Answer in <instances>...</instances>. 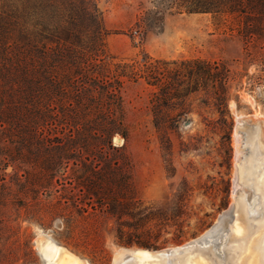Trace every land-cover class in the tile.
<instances>
[{"label":"rangeland","instance_id":"obj_1","mask_svg":"<svg viewBox=\"0 0 264 264\" xmlns=\"http://www.w3.org/2000/svg\"><path fill=\"white\" fill-rule=\"evenodd\" d=\"M93 2L113 63L142 68L145 56L149 63L221 64L229 71L225 101L218 106L210 91L191 94L178 124L158 132L150 113L155 89L124 81L128 139L113 136L108 158L123 164L131 183L119 215L69 185L71 165L47 177L16 130L10 143L0 139V264H136L142 257L184 264L195 254L207 255L208 264L241 257L249 264L256 256L264 264V29L244 38L242 19L174 13L155 32L138 27L148 0ZM80 207L89 214L86 233ZM206 233L213 241L195 242ZM119 236L132 245H119ZM256 237L250 255L240 250Z\"/></svg>","mask_w":264,"mask_h":264},{"label":"trees","instance_id":"obj_2","mask_svg":"<svg viewBox=\"0 0 264 264\" xmlns=\"http://www.w3.org/2000/svg\"><path fill=\"white\" fill-rule=\"evenodd\" d=\"M148 2L152 7L138 27L149 31L159 32L165 14L174 13L242 19L244 38L264 29V0ZM106 36L93 0H0V139L10 143L16 130L23 147L40 155L39 169L47 177L71 165L69 185L108 214L119 215L130 200L131 183L123 164L108 158L115 150L113 136L128 139L124 81L142 79L155 89L150 113L160 132L173 129L187 113L191 94L210 91L216 104H223L229 71L196 59L149 63L142 56V68L135 62L113 63ZM78 212L86 233L89 214L81 207ZM118 244L132 242L119 236Z\"/></svg>","mask_w":264,"mask_h":264},{"label":"bare ground","instance_id":"obj_3","mask_svg":"<svg viewBox=\"0 0 264 264\" xmlns=\"http://www.w3.org/2000/svg\"><path fill=\"white\" fill-rule=\"evenodd\" d=\"M263 123H264V120L262 119L261 120ZM239 123H240V121H239ZM252 138V137H251ZM235 140H236V143L239 141L238 140V135H237V132H235ZM237 156L239 155V153H238V151H237ZM238 158V157H237ZM250 168V166L248 167L247 166V169H249ZM236 186L238 187V185H237V183H236ZM259 186H260V188H261V190H262V192H263V194H264V176L262 177V179H260L259 180ZM256 200V199H255ZM255 213V212H254ZM242 229H243V234L245 233V227L243 226L242 227ZM211 236V234L209 233V234H205V235H203L200 239H198V240H195V242H200V243H202V244H204V245H208L209 243H210V241H213L212 239H213V237H210ZM256 239H257V237L256 238H252L251 239V241H250V243L247 245L246 243H245V241L243 242V243H241V245H240V250H244V252L245 251H248V252H245V254L246 253H249V255H250V253L252 252V250L251 249H253V243L256 241ZM245 243V244H244ZM251 250V251H250ZM243 251H242V253H244ZM124 252H121V254H123ZM134 253L136 254V253H140L141 254V256H147L146 255V253L145 252H143L142 250L140 251V250H138V251H134ZM57 255H58V250H56V253H55V255H54V257L56 258L57 257ZM43 256H45V255H43ZM257 257L258 256H256V258L255 259H257ZM247 258H248V256H247ZM244 259H246V258H244ZM255 259L253 260L252 259V261L249 263V264H256L257 263V261H255ZM248 260V259H247ZM186 262V261H185ZM246 263V262H245ZM244 263V261H243V258L241 257L239 260H237L236 262H235V264H245ZM58 264V263H57ZM136 264H161L160 262H152L150 259H147V258H144V257H142L141 259H139V261H138V263H136ZM184 264H208V261H207V255L205 256V255H198V254H195L194 256H193V258L192 257H189V262H188V259H187V262L186 263H184Z\"/></svg>","mask_w":264,"mask_h":264}]
</instances>
